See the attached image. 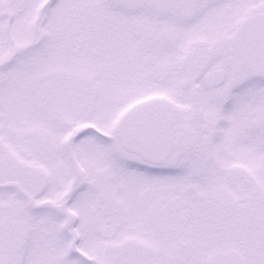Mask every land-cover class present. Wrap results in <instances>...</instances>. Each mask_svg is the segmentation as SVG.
I'll return each instance as SVG.
<instances>
[{
    "label": "snow or ice",
    "instance_id": "6c2138e0",
    "mask_svg": "<svg viewBox=\"0 0 264 264\" xmlns=\"http://www.w3.org/2000/svg\"><path fill=\"white\" fill-rule=\"evenodd\" d=\"M0 264H264V0H0Z\"/></svg>",
    "mask_w": 264,
    "mask_h": 264
}]
</instances>
